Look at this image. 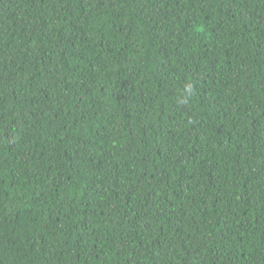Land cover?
I'll use <instances>...</instances> for the list:
<instances>
[{
	"label": "trees",
	"instance_id": "trees-1",
	"mask_svg": "<svg viewBox=\"0 0 264 264\" xmlns=\"http://www.w3.org/2000/svg\"><path fill=\"white\" fill-rule=\"evenodd\" d=\"M0 264H264V0H0Z\"/></svg>",
	"mask_w": 264,
	"mask_h": 264
}]
</instances>
